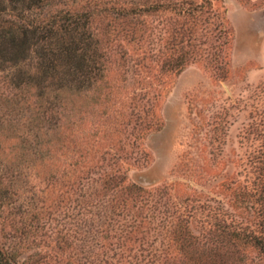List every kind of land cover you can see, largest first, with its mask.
<instances>
[{"label": "rangeland", "instance_id": "rangeland-1", "mask_svg": "<svg viewBox=\"0 0 264 264\" xmlns=\"http://www.w3.org/2000/svg\"><path fill=\"white\" fill-rule=\"evenodd\" d=\"M46 3L100 75L43 159L0 138V264H264V0Z\"/></svg>", "mask_w": 264, "mask_h": 264}, {"label": "trees", "instance_id": "trees-1", "mask_svg": "<svg viewBox=\"0 0 264 264\" xmlns=\"http://www.w3.org/2000/svg\"><path fill=\"white\" fill-rule=\"evenodd\" d=\"M47 6L46 0H0V73L15 91L0 106V138L24 134L18 137L19 155L14 153L23 162L31 161L32 147L40 159L46 156L41 152L50 130L72 118L73 103L100 75L98 41L89 30V16L68 9L42 15ZM31 91L36 110L21 123L17 115L29 112L25 108L23 113L22 105ZM26 124L27 131L35 132L22 130Z\"/></svg>", "mask_w": 264, "mask_h": 264}]
</instances>
